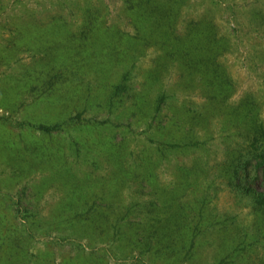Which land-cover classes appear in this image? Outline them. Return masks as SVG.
<instances>
[{
  "label": "rangeland",
  "instance_id": "obj_1",
  "mask_svg": "<svg viewBox=\"0 0 264 264\" xmlns=\"http://www.w3.org/2000/svg\"><path fill=\"white\" fill-rule=\"evenodd\" d=\"M263 152L264 0H0V264H264Z\"/></svg>",
  "mask_w": 264,
  "mask_h": 264
},
{
  "label": "trees",
  "instance_id": "obj_2",
  "mask_svg": "<svg viewBox=\"0 0 264 264\" xmlns=\"http://www.w3.org/2000/svg\"><path fill=\"white\" fill-rule=\"evenodd\" d=\"M40 129L43 130V131L49 132L53 128L52 127H48V126H41ZM258 158L260 160L261 165L264 167V152L259 154Z\"/></svg>",
  "mask_w": 264,
  "mask_h": 264
}]
</instances>
